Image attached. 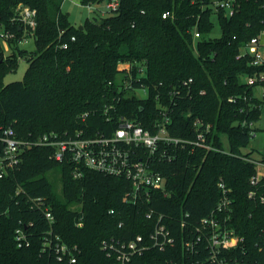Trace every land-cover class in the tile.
I'll use <instances>...</instances> for the list:
<instances>
[{"label": "trees", "instance_id": "16d2710c", "mask_svg": "<svg viewBox=\"0 0 264 264\" xmlns=\"http://www.w3.org/2000/svg\"><path fill=\"white\" fill-rule=\"evenodd\" d=\"M63 1L0 0L6 29L18 31L10 20L20 3L35 8L38 21L35 50L22 48L17 38L7 53L0 41V137L7 128L25 141L49 132L106 135L122 117L155 131V121L167 116L172 136L196 141L202 132L213 148L168 146L176 157L152 166L166 177L165 188L133 199L130 179L87 166L76 176L74 162L56 160L52 147L27 146L20 163L0 177V264H66L69 254L60 252L59 260L56 236L77 257L73 264H119L110 244L139 235L149 248L131 264H211L203 219L218 206L220 182L232 200L228 224L243 237L227 259L264 264V202L258 198L264 196V177L251 183L258 167L247 158H256L255 149L244 150L264 108V97L255 93L264 81L250 85L244 79L264 74V64L252 65L249 55L238 58L264 32V0H233L232 13L218 4L222 0H120L117 10H96L82 28L63 11ZM169 10L172 15L164 18ZM214 18L219 36L210 35ZM195 30L201 33L197 40ZM20 57L29 62L23 79L5 83ZM121 62L131 65L122 69ZM252 190L258 197L249 196ZM158 224L174 237L164 248L151 237ZM19 228L28 245H18Z\"/></svg>", "mask_w": 264, "mask_h": 264}, {"label": "built area", "instance_id": "2783aa9c", "mask_svg": "<svg viewBox=\"0 0 264 264\" xmlns=\"http://www.w3.org/2000/svg\"><path fill=\"white\" fill-rule=\"evenodd\" d=\"M65 1V0H64ZM81 1V0H80ZM120 0H106L105 8L102 11L117 10ZM222 8L233 12V0H222L218 3ZM89 9L94 8L93 4H87ZM172 12L165 11L163 17H169ZM10 24L13 27H18V31L6 29L3 24H0V41L5 49L9 48V42L19 39L20 43L30 36H34L37 28V10L24 3L18 4L11 16ZM20 35V36H19ZM201 37L199 30H195L194 38L197 40ZM74 39V37H72ZM67 43L63 47H67ZM249 55L251 57L252 65L264 64L263 44L260 37H253L241 49L239 57ZM130 63L121 62L119 68H129ZM248 84L252 85L257 81H264V74H255L244 79ZM189 81H192L190 79ZM143 95L147 94L146 88L140 92ZM264 97V93L262 95ZM230 100H235L230 98ZM264 112V108H263ZM86 115H83V118ZM170 119L164 116L161 120L155 121L156 130L151 131L144 128L138 122L132 119L122 117L120 125L111 134L94 133L85 135L82 131L75 133L60 134L56 132H49L39 136L35 141H25L16 136L13 128H7L3 131L0 137L2 143V150H0V177H3L9 168L16 167L21 160V153L27 146L32 144H43L53 148V156L58 161L66 159L74 162L76 169L75 175L80 176V167L87 166L95 170L106 173L124 176L132 181L133 190L131 197L133 199L142 197L149 189H164L167 179L161 172L156 171L152 166L154 163L175 158V154L168 153V146L173 145L174 149L178 145L195 144L204 145L206 148H213L210 144L205 142L204 133H199L198 140L191 141L172 136L167 129V124ZM246 122H244L245 124ZM209 125L206 130L209 129ZM253 133V132H252ZM254 136L256 133H253ZM146 151L145 153H143ZM142 150V152H141ZM254 161L258 167L257 175L251 179L252 184H256L264 177V162L256 158H247ZM263 171H262V169ZM222 189V197L218 202L217 208L211 216L203 219V226L209 227V233L206 240L209 248L208 261L211 264H239V262L232 263L226 257L229 250L237 248L242 242L243 237L230 227L228 221L231 218L232 205L229 197L226 183L220 182ZM250 197H258L257 193L252 190L249 192ZM260 201L264 202V196L258 197ZM152 213L148 216L151 217ZM46 217L50 222L53 221L54 216L52 212L47 209ZM162 217H159L160 220ZM81 224V223H79ZM154 240V245L164 248L167 244L174 242V237L170 234L165 225H157L155 231L151 235ZM16 239L19 246H25L30 243L25 231L21 228L16 231ZM57 239V252L59 253V260L63 261L62 253L69 254V261L66 264H73L77 262V257L74 256L70 246L62 244ZM120 243H111L110 247L114 255H116L119 264H131L135 254H142L149 245L144 243L141 235L137 236L135 240L125 242L121 246ZM187 246L191 243L187 242ZM105 248L107 243L105 242ZM74 248H77L74 246ZM62 252V253H60ZM111 254V252L109 253Z\"/></svg>", "mask_w": 264, "mask_h": 264}, {"label": "rangeland", "instance_id": "374dc122", "mask_svg": "<svg viewBox=\"0 0 264 264\" xmlns=\"http://www.w3.org/2000/svg\"><path fill=\"white\" fill-rule=\"evenodd\" d=\"M105 4H106V0H103L100 3L93 4L94 8L89 9V7L82 4L80 0H65L63 1L62 9L64 12L68 13L69 18L73 23V25L78 27L83 25L88 19H92L95 15H97L99 12H97L96 10H101L100 8L104 9ZM100 14L107 15L108 13L101 10ZM214 23H215L214 28L210 35L219 36L221 34L220 24L218 20L215 18H214ZM260 41L263 44V52H264V32H262V34L260 35ZM19 45L28 51H33L36 49L35 39L33 38V36H30L26 40L21 41ZM5 51L8 53L10 50L8 47H5ZM28 66H29L28 59L26 57H20L19 66L17 70L8 73L4 78V82L9 83L12 81L23 79L25 71L28 68ZM255 93L257 95H262L264 93V86L257 85L255 87ZM256 126L258 130L256 131L255 136L250 140L248 147L244 150L246 151L254 148L255 149L254 156L258 159H261L262 150L264 148V112L262 114L260 121L256 124ZM223 140L225 142L226 147L228 148L229 140L226 135L223 136ZM52 177L55 180L58 189L61 191L62 183L58 173L55 172L52 175Z\"/></svg>", "mask_w": 264, "mask_h": 264}, {"label": "water", "instance_id": "95a60500", "mask_svg": "<svg viewBox=\"0 0 264 264\" xmlns=\"http://www.w3.org/2000/svg\"><path fill=\"white\" fill-rule=\"evenodd\" d=\"M80 28H82V26H80Z\"/></svg>", "mask_w": 264, "mask_h": 264}]
</instances>
